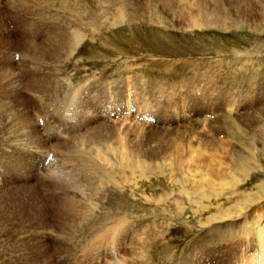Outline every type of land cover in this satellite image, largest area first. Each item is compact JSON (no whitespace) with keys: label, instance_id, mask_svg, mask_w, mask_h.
I'll return each mask as SVG.
<instances>
[{"label":"rangeland","instance_id":"374dc122","mask_svg":"<svg viewBox=\"0 0 264 264\" xmlns=\"http://www.w3.org/2000/svg\"><path fill=\"white\" fill-rule=\"evenodd\" d=\"M178 1L0 0L3 108L20 117L16 128L81 125L68 131V148L51 150L65 162L61 178L16 177L0 159V264H264L261 248L248 259L237 250L264 241V0ZM190 3L213 8V26L182 28L178 17L198 10ZM120 13L110 26L107 16ZM29 40L44 44L43 56L32 59ZM38 81L32 92L28 82ZM134 97L161 112L157 124L133 120ZM112 119L121 120L118 140L141 156L128 172L116 159L117 186L105 157L115 148ZM95 125L102 142L92 144ZM231 160L250 169L233 173ZM78 187L85 198L72 203ZM114 227L113 243L100 240Z\"/></svg>","mask_w":264,"mask_h":264},{"label":"bare ground","instance_id":"6f19581e","mask_svg":"<svg viewBox=\"0 0 264 264\" xmlns=\"http://www.w3.org/2000/svg\"><path fill=\"white\" fill-rule=\"evenodd\" d=\"M123 1V0H122ZM158 1H163V0H158ZM165 2H167V1H169V0H164ZM176 1V0H175ZM181 1H183V0H180V1H178V2H181ZM186 2H188L187 0H185ZM190 1V0H189ZM192 1H194V0H192ZM191 1V2H192ZM92 2V1H91ZM93 3H94V1H93ZM96 3V2H95ZM112 3V2H111ZM171 3V2H170ZM174 2H172V4H173ZM177 3V2H176ZM193 3H195V2H193ZM198 3V2H197ZM200 3V2H199ZM121 4V3H120ZM123 4V3H122ZM181 4V3H180ZM192 3H190L189 4V6H191L192 8H194V7H196V9H198V10H196L195 12H189V10H191L190 8H189V10H188V12H187V14L185 15V13H184V15L182 14V16H180V17H178L179 19H180V21H181V23H182V28H184L185 30H193V29H195V28H204V27H211V26H213V24H211V22H208V21H205V17H209V15L213 12L212 10H213V8H209L208 7V9H205L204 7H205V5L204 6H200V4H199V6H197V5H195V6H193V4L191 5ZM100 5V4H99ZM116 5V4H115ZM217 5V4H216ZM98 6V5H97ZM112 6V5H111ZM184 6H186V4L184 5ZM184 6H182L183 8H184ZM169 7H171L170 5H169ZM181 7V8H182ZM180 8V7H179ZM179 8H178V10H179ZM186 8V7H185ZM184 8V9H185ZM85 9V8H84ZM83 9V10H84ZM87 9V8H86ZM89 9V8H88ZM173 9V8H172ZM188 9V8H187ZM97 10V9H96ZM110 10V9H109ZM186 10V9H185ZM85 11V10H84ZM88 11V10H87ZM119 11V10H118ZM174 11V10H173ZM184 11V10H183ZM187 11V10H186ZM98 12V11H97ZM115 12H117V11H115ZM178 12V11H177ZM82 13V12H81ZM84 13H86V11L84 12ZM104 13V12H103ZM183 13V12H182ZM88 14V13H87ZM93 14V13H92ZM97 14V13H96ZM116 14V13H115ZM115 14L114 15H111V16H107L108 17V19H110L111 21H112V23L110 22V26H112V25H114V24H117V22H118V24H119V21L120 20H122V19H125L126 17H125V15H124V13L123 14H118V15H116L115 16ZM99 15V14H98ZM109 15V14H108ZM131 15V14H130ZM175 15V14H174ZM178 15H180V14H178ZM90 16V15H89ZM94 16V15H93ZM219 16V15H218ZM106 17V18H107ZM214 17V16H213ZM148 18H151V17H148ZM100 19V18H99ZM98 19V20H99ZM97 20V21H98ZM92 21H94L95 22V19H92ZM124 21V20H123ZM150 21V20H149ZM101 24V23H100ZM121 24V23H120ZM181 25V24H180ZM80 31V30H79ZM87 36V35H86ZM69 39L71 40H73V38H70L69 37ZM77 39V37H74V41L73 42H75V40ZM9 41V40H8ZM14 41V40H13ZM48 42H49V40H47ZM78 41H80V40H78ZM10 43V42H9ZM24 43V42H23ZM68 43H70V42H68ZM13 44V43H12ZM16 44V43H15ZM71 44V43H70ZM74 44V43H73ZM75 44H77V43H75ZM9 45V44H8ZM27 45H29V47H33V48H31V50H32V52H31V57H32V59H34L35 58V55H37V56H39L40 54H41V56H43L44 54H42V53H39V49H41L40 50V52H42L43 51V49H45V47H43L44 46V44H42L41 42H37L36 43V41H33V40H29L28 41V44ZM78 45V44H77ZM5 47V46H4ZM7 47V46H6ZM74 47V46H73ZM75 48V47H74ZM22 49V48H21ZM110 50V49H109ZM16 51V50H15ZM21 51H25V49H23V50H21ZM75 51V50H74ZM14 52V51H13ZM27 52H28V50H27ZM26 52V53H27ZM60 52V51H59ZM25 53V54H26ZM70 53V52H69ZM24 54V53H23ZM21 56V55H20ZM12 57H13V55H12ZM82 61V60H81ZM47 68V67H46ZM41 69H42V67H41ZM40 69V70H41ZM5 70V69H4ZM39 70V69H38ZM39 70V71H40ZM37 71V70H36ZM43 71H44V69H43ZM9 72V71H8ZM35 72V71H34ZM50 73V72H49ZM7 74V73H6ZM9 74V73H8ZM27 74V73H26ZM28 74H30V73H28ZM43 74V73H42ZM16 75V74H15ZM9 76V75H8ZM26 76V75H25ZM40 76H42V75H40ZM18 77V76H17ZM38 77V76H37ZM7 78V77H6ZM6 78H5V80H6ZM16 79V78H15ZM22 79V78H21ZM29 79V78H28ZM31 79V78H30ZM44 79H46V78H44ZM48 79V78H47ZM46 79V80H47ZM51 79H53V78H51ZM50 79V80H51ZM7 80H9V79H7ZM20 80V79H19ZM42 80V79H41ZM49 80V79H48ZM15 81V80H14ZM13 81V82H14ZM28 81V80H27ZM7 82V81H6ZM16 83H17V81H16ZM18 83H20V81L18 82ZM22 83V82H21ZM41 84H43V83H41ZM46 84V83H45ZM49 84V83H48ZM19 85V84H18ZM22 85V84H21ZM40 85V82L38 81V82H35L34 84H31V83H29L28 82V85H27V87H29V89H31L32 88V92H37V88L38 87H40L39 86ZM78 85V84H77ZM4 86H6L5 84H4ZM3 86V87H4ZM26 87V88H27ZM49 87V86H48ZM50 87H51V85H50ZM5 89V88H4ZM6 90V89H5ZM46 90V89H45ZM10 91V90H9ZM13 92V91H12ZM116 92V91H115ZM5 93H7V92H5ZM14 93V92H13ZM38 93H40V91H39V89H38ZM28 94V93H27ZM32 94V93H31ZM82 94V93H81ZM105 94V93H104ZM108 94V93H107ZM3 95H4V91L2 90V88L0 89V121L1 122H4V126L5 127H3V129H2V134L0 135V159L1 160H4V163H3V165L6 167V168H9V169H11V172L14 174V176H16V177H19V176H24V174H26V176H24V178H28V177H30V176H32L33 175V173L37 170V172H39V171H41L42 173H44V176L45 175H52L51 177H53V176H58V172H59V167H63L64 165H65V162H63V161H58L59 159H62V157H60L59 159H54L53 158V161L52 162H49L47 165H45V159L47 158V156L48 155H51V150H53V147L54 148H56L55 149V151H57V149H59V147L60 148H63V147H66V148H68V145L67 144H69V143H67V141L65 140L66 138H68V131L72 128V129H74V128H79L81 125H73V127H71V128H69L68 127V125L66 126V128H62V127H53L54 129L52 130V129H48V130H46L47 128H45V126L48 124L47 123V121L48 120H46L44 123L46 124H44V125H39V123H38V121H40V119L39 120H36V121H34V120H32L31 122L30 121H27L25 124H24V127L22 126H20V128H16L17 126H19L20 125V122H21V120H20V117L18 118V116H15V115H13V113H12V111L10 110H6V109H4L3 108V102L1 101V98L3 97ZM120 95V94H119ZM87 96V95H86ZM117 96V95H116ZM15 97V96H14ZM28 97V96H27ZM90 97V96H89ZM4 98V97H3ZM10 98H11V96H10ZM96 98V97H95ZM71 99H73V98H71ZM81 99V98H80ZM39 100V99H38ZM110 99H107L106 101H104L105 102V107L103 108V107H101V109H102V111H99V113H101V114H105V113H107L110 109H111V107H110V101H109ZM83 101V100H82ZM103 102V103H104ZM109 102V103H108ZM74 104V103H73ZM72 103H71V105H73ZM78 104H79V102H78ZM70 105V106H71ZM75 105V104H74ZM120 105V104H119ZM60 106V105H59ZM79 106V105H78ZM68 107V106H67ZM77 108V107H76ZM89 108V102H87V99H86V102L83 104H81V109L82 110H80L79 112H80V114L81 115H83L84 113H85V110L87 111V109ZM74 109V108H73ZM100 109V108H99ZM70 111H73V110H71V108L69 109ZM68 111V110H67ZM75 111V110H74ZM78 112V113H79ZM118 111L117 110H115V113H117ZM54 114V113H53ZM62 114V113H61ZM66 114V113H65ZM68 114H69V111H68ZM73 114V113H72ZM77 114V113H76ZM86 114H90L89 112L88 113H86ZM118 114V113H117ZM33 115V114H32ZM59 115V114H58ZM107 115H108V113H107ZM53 116H55V115H53ZM73 116V115H72ZM78 116H79V114H78ZM92 116V115H91ZM90 116V117H91ZM98 116H100V115H98ZM74 117V116H73ZM86 117V116H85ZM103 117V116H102ZM106 117V116H105ZM55 118V117H54ZM59 118V117H58ZM57 118V119H58ZM78 119H79V117H77ZM45 119V118H44ZM76 119V118H75ZM110 119V118H109ZM225 119V118H224ZM51 120V119H50ZM106 120H108V118L106 119ZM84 121H86V120H84ZM120 121L121 120H119V119H112V120H110L109 121V124L111 125V127H109L108 128V130H107V134H108V137H107V139H108V142H112V141H114V144H115V148L114 149H112L111 150V156H107V155H105V157H106V163L109 165V163H111L110 164V168L111 169H109V173H108V182L109 183H113L115 186H117V181L115 182V180H114V178H113V175H112V170H113V168L116 166V164H117V158H121V159H119L120 160V162H119V166H121V168L122 169H124V170H126L127 171V169H134V165H135V163H134V161H133V159H134V155H137V156H140V151L138 150V151H136V154H135V152L133 151V147L131 148V147H129L128 146V144L124 141V140H118V137L117 136H119V131H120V127L118 126V125H120ZM55 122V121H54ZM63 123H64V121H63ZM68 123V122H67ZM90 123V122H89ZM101 124H102V122H100ZM99 122H98V124H100ZM104 123V122H103ZM55 124V123H54ZM81 124V123H80ZM105 124V123H104ZM83 125V124H82ZM85 125V124H84ZM83 125V126H84ZM89 125V124H88ZM103 125V124H102ZM102 125L100 126V127H98V126H96L95 125V127L93 128V126H91V131H92V134H91V140H92V144L94 143H97V142H102V134H101V128L103 129V127H102ZM104 126H106V125H104ZM52 127V126H51ZM90 127V126H89ZM88 127V128H89ZM49 128V127H48ZM63 129H65V130H63ZM16 132H15V131ZM76 130V129H75ZM29 131V132H28ZM71 131V130H70ZM79 132V131H78ZM76 133V132H75ZM72 134V133H71ZM32 135V136H31ZM74 135V134H73ZM99 144V143H98ZM97 144V145H98ZM110 145V144H109ZM52 146V147H51ZM74 148V147H73ZM66 150V149H65ZM68 150V149H67ZM71 150V149H70ZM91 150V149H90ZM105 150V149H104ZM94 151H98V149L97 150H94ZM103 151V150H102ZM108 151V150H107ZM59 152V151H58ZM72 153V152H71ZM107 153V152H106ZM103 154H105V153H103ZM109 154H110V152H109ZM80 155V154H79ZM64 156V155H63ZM87 156V155H86ZM95 156H96V154H95ZM94 156V157H95ZM99 156V155H98ZM102 156V155H101ZM75 157V156H74ZM114 157V158H113ZM141 157V156H140ZM58 158V157H57ZM71 158V157H70ZM104 158V157H103ZM102 158V159H103ZM125 158V159H124ZM80 159H82V158H80ZM79 159V160H80ZM63 160V159H62ZM66 160V159H65ZM100 160H101V158H100ZM104 160V159H103ZM123 160H125L124 162V164L122 163L123 162ZM81 161V160H80ZM90 161V160H89ZM82 162V161H81ZM78 163V162H77ZM94 164V167L96 168V169H100V170H103L104 169V166L105 165H103V163L101 164V163H95V162H93ZM240 163V164H239ZM70 164H71V162H70ZM92 164V163H91ZM230 164H231V166H230V169L229 170H232V172L233 173H235L236 171L237 172H240V173H246L250 168H249V166H248V164L246 163V164H244V163H241V162H238L237 163V161L236 160H231V162H230ZM58 166V167H57ZM71 166V165H70ZM75 165H73V167H74ZM89 166V165H88ZM68 167H69V165H68ZM68 167H67V169H68ZM73 167H71V168H73ZM82 167V166H81ZM91 167V166H90ZM232 167V168H231ZM75 168V167H74ZM77 168V167H76ZM76 170H78V169H76ZM81 170V169H80ZM86 170V169H85ZM89 170V169H88ZM88 170H87V172H88ZM32 171V173H29V172H31ZM62 171V170H61ZM71 171V170H70ZM75 171V170H74ZM129 171V170H128ZM127 171V172H128ZM236 172V173H237ZM27 173H29V174H31V175H27ZM62 174H63V172H61ZM72 173V172H71ZM77 173H79V171L77 172ZM83 173V172H82ZM85 173V172H84ZM90 173V172H89ZM36 174V173H35ZM60 174V173H59ZM65 174V173H64ZM68 174V173H67ZM91 174V173H90ZM114 174V173H113ZM7 175V174H6ZM10 175V174H9ZM8 175V176H9ZM87 175V174H86ZM89 175V174H88ZM37 177V176H36ZM35 177V178H36ZM58 177H60V176H58ZM43 178V177H42ZM61 178V177H60ZM126 178H128V176H126ZM58 179V178H57ZM56 179V180H57ZM72 179V178H71ZM51 180V179H50ZM54 180V179H53ZM64 180L65 181H68L69 182V180H67V178H64ZM74 180V179H73ZM77 180V179H76ZM75 180V181H76ZM8 181V180H7ZM19 181H21V180H19ZM43 181V180H42ZM52 181V180H51ZM55 181V180H54ZM59 181V180H58ZM25 182V181H24ZM60 182V181H59ZM58 182V183H59ZM63 182V181H62ZM84 182V181H83ZM26 183V182H25ZM52 183H53V181H52ZM87 183V182H86ZM43 184V183H42ZM46 184H48V182L46 183ZM55 184V183H54ZM61 184V183H60ZM33 185V184H32ZM44 185V184H43ZM49 185V184H48ZM64 185V184H63ZM82 185V184H81ZM89 185V184H88ZM91 185V184H90ZM89 185V186H90ZM62 186V185H61ZM70 186V185H69ZM26 187H27V185H26ZM50 187V186H49ZM22 188H23V186H22ZM90 188V187H89ZM95 188V187H94ZM93 188V189H94ZM24 189V188H23ZM62 189V188H61ZM27 190H29L28 189V187H27ZM47 190V189H46ZM53 190V189H52ZM59 190H60V187H59ZM68 190H69V188H68ZM70 190H72L69 194H71V198L70 199H72V203H73V199L74 198H76L75 200H78L79 202L81 201V200H83L84 198H85V195H86V193H85V191H84V188L82 187V188H71ZM91 190V189H90ZM96 190V189H95ZM26 191V190H25ZM31 191V190H30ZM55 191V190H54ZM5 192V191H4ZM27 192V191H26ZM25 192V193H26ZM31 192H33V190L31 191ZM92 192V191H91ZM28 193V192H27ZM39 193V192H38ZM30 194V193H29ZM31 195V194H30ZM37 195V194H36ZM35 195V196H36ZM40 195V194H39ZM90 195H92V193L90 194ZM8 197H9V195H7ZM25 197V196H24ZM39 198V197H38ZM77 198H80V199H77ZM82 198V199H81ZM90 198V197H89ZM2 199V198H1ZM59 199V198H58ZM62 199V198H61ZM39 200V199H38ZM86 200V199H85ZM36 202V201H35ZM260 202V201H259ZM38 203V202H37ZM83 203V202H82ZM34 204V203H33ZM75 204V203H74ZM62 205V204H61ZM76 205V204H75ZM74 205V206H75ZM60 206V205H59ZM65 206V205H64ZM81 206V205H80ZM79 206V207H80ZM36 207V206H35ZM41 207V206H40ZM82 207V206H81ZM17 208V207H16ZM69 208V207H68ZM72 208H73V206H72ZM26 209V208H25ZM24 210V209H23ZM36 210V209H35ZM46 210V209H45ZM83 210V209H82ZM38 211V210H37ZM44 211V210H43ZM73 211V210H72ZM32 212V211H31ZM41 212V211H40ZM63 212V211H62ZM66 212V211H65ZM65 212H63L64 213V215L65 214H67V213H65ZM74 212V211H73ZM38 213V212H37ZM46 213V212H45ZM53 214V213H52ZM74 215H75V213H73ZM39 215V214H38ZM42 215H43V212H42ZM72 215V214H71ZM59 216V215H58ZM57 216V217H58ZM66 217V216H65ZM61 218V217H60ZM63 218H64V216H63ZM67 218H69V217H67ZM76 220H77V218H76ZM57 221H59V220H57ZM124 221V220H123ZM59 223V222H58ZM104 223V222H103ZM61 224V223H60ZM73 224V223H72ZM122 226V225H121ZM118 229V227H114V228H112V230H110V236L109 235H107V231L105 232V234L100 238V240H103V241H105V242H107V243H113L114 241H113V239H114V235H112L111 236V233L112 232H115L116 230ZM52 232V231H51ZM121 233H123V231L121 232ZM112 234H114V233H112ZM117 234V233H116ZM115 234V235H116ZM99 235V234H98ZM101 235V234H100ZM117 238V237H116ZM119 238V237H118ZM36 239H37V237H36ZM43 239V238H42ZM110 239L112 240V241H110ZM38 240H40V239H38ZM120 240V239H119ZM121 241V240H120ZM119 241V242H120ZM90 242V241H89ZM123 243V242H122ZM112 245V244H111ZM115 245V244H114ZM98 246V245H97ZM101 246V245H100ZM111 248H113V247H111ZM110 248V249H111ZM91 249V248H90ZM110 251V250H109ZM46 252V251H45ZM113 252V251H112ZM105 254V253H104ZM50 258V257H49ZM119 263V262H118Z\"/></svg>","mask_w":264,"mask_h":264}]
</instances>
